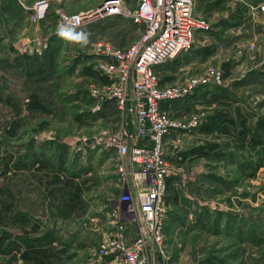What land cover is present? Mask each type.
<instances>
[{"label": "rangeland", "instance_id": "obj_1", "mask_svg": "<svg viewBox=\"0 0 264 264\" xmlns=\"http://www.w3.org/2000/svg\"><path fill=\"white\" fill-rule=\"evenodd\" d=\"M7 1L0 0L1 9ZM10 1L11 13L0 21V264H35L24 257L32 249L46 250L43 264H95V248L115 229L113 210L127 185L115 171V150L85 148V139L115 130L123 118L109 100L93 111L91 89L104 81L91 47L101 37L131 45L138 28L125 14L104 16L82 31L90 43L81 46L57 35L58 15L105 0H49L42 33L27 38L25 29L39 25L28 18L36 0ZM123 1L127 10L137 6ZM193 1L209 24L197 43L204 52L183 53L161 71V81H176L195 65V72L220 66L225 82L199 98L209 105L212 95L222 96L212 107L191 108L204 116L225 111L230 132L194 131L191 149L210 140L220 150L181 153L182 171L167 186L165 264H264V136L252 150L248 142L240 146V132L248 141L264 120V53L249 48L264 38V0ZM34 93L43 110L29 108ZM76 136L74 145L65 141Z\"/></svg>", "mask_w": 264, "mask_h": 264}, {"label": "built area", "instance_id": "obj_2", "mask_svg": "<svg viewBox=\"0 0 264 264\" xmlns=\"http://www.w3.org/2000/svg\"><path fill=\"white\" fill-rule=\"evenodd\" d=\"M48 8L49 0H36L30 7L29 20H45ZM118 14L131 19L139 38L125 47L105 37L92 43V66L105 82L92 88L91 95L98 101L93 111L109 100L123 118L115 130L95 133L90 141L85 139V148L115 150L119 155L115 171L127 189L117 198L113 210L116 227L102 236L92 263L165 264L168 180L181 173L178 163L187 145L185 139L206 117L190 108L177 113L171 106L175 101L189 102L199 90L221 87L224 69L208 65L176 82L161 81L163 68L193 50L200 34L209 27L195 14L193 0H137L133 10H127L123 0H105L74 15L60 13L58 24L81 32L104 16ZM249 48H260L264 53V38L250 42ZM77 137L65 141L74 145Z\"/></svg>", "mask_w": 264, "mask_h": 264}, {"label": "trees", "instance_id": "obj_3", "mask_svg": "<svg viewBox=\"0 0 264 264\" xmlns=\"http://www.w3.org/2000/svg\"><path fill=\"white\" fill-rule=\"evenodd\" d=\"M100 78L102 79V81L105 82V79L103 77L100 76ZM215 88H217V87H215ZM218 88H220V87H218ZM219 90L221 91V94H224V92H225L224 89L221 88ZM221 96L222 95H212L213 98L211 100H207V102L211 103V102L217 100L218 98H220ZM30 99H31L30 106H29L30 109H32V110H43L45 108L35 93L31 95ZM228 122H230V119H228V114L225 113V111H217L215 114L209 115L208 117H205V120L201 123V125L197 128V130L200 133H204V134H213V133H217V132L226 134V133L230 132L229 126L227 125V124H229ZM262 130H264V120H259L256 124L254 132L252 133L255 135H253L248 141H246V135L244 133L240 132V134H241L240 141H242V143H240L241 148H244V147H247L250 145L249 150H252L256 146L261 145L263 143L262 139L264 136V134H261L263 132ZM246 142H248L249 145H245ZM206 143H207L206 146L200 145V146H196V147L192 148L189 153L198 152L201 149H207L209 151H213V150L219 151L220 150L219 149L220 145L218 143H216L214 141H210V140H207ZM260 166H261L260 164L255 163L253 168L256 169ZM45 252H46V250H40L39 252H37V251L32 249V251L30 253H28L30 255L25 254L24 257H26L28 259H32V260L35 259V262H36L35 264H43L44 263L43 257L46 256Z\"/></svg>", "mask_w": 264, "mask_h": 264}, {"label": "crops", "instance_id": "obj_4", "mask_svg": "<svg viewBox=\"0 0 264 264\" xmlns=\"http://www.w3.org/2000/svg\"><path fill=\"white\" fill-rule=\"evenodd\" d=\"M13 1H10V0H8L7 2H5V5H3L2 7V9L0 8V21H1V18L2 17H8L7 16V12H9L10 11V13H11V5H10V3H12ZM9 5V6H8ZM6 6H8V7H6ZM21 10H23V12H24V14L23 15H27L28 13H27V11H25L24 9H22L21 8ZM3 12H4V14H3ZM10 18V17H9ZM47 18V17H46ZM26 19V18H25ZM46 20V19H45ZM45 20H43V21H45ZM6 21L7 20H5L4 21V26L5 25H10V24H7L6 23ZM43 21H41V22H39V23H41V25L43 26ZM38 23V24H39ZM37 24V23H36ZM3 26V27H4ZM35 28L34 29H32V31H30V30H26L25 29V32H24V34L23 35H25L27 38L28 37H34V36H32V35H30V33H34V34H38V31L40 32V33H42V29H41V26H40V24L39 25H36V26H34ZM4 30H6V29H4ZM3 30H0V35H3L4 33L2 32ZM1 32L3 33V34H1ZM1 37V36H0ZM6 43V42H5ZM37 46H38V44H37ZM197 46L198 45H195V47H194V49L193 50H191L190 52H187L188 53V55L192 52V53H195V57L196 56H199L200 57V55H202L203 54V52H204V49H202V48H198L197 49ZM198 47H200V46H198ZM184 55V54H183ZM187 55V54H186ZM180 56H182V55H180ZM180 56H178L177 58H179ZM177 58H175V59H173L169 64H167L164 68H166L167 66L168 67H170L172 64V62H174ZM195 65V63H193L192 64V66H194ZM163 68V69H164ZM195 69H197V66L195 65L194 67H190L189 69H187V71H186V73L184 74V75H187L188 73H190V72H195ZM5 76H8V74H5ZM183 77V75L181 74V76L178 78V79H176V81H178L179 79H181ZM176 81H173V82H176ZM163 83H172V82H169V81H163ZM205 90H199V91H197L196 92V94H195V97L196 96H198L197 98H196V101L194 100V98H192L191 97V99H189V102H188V99L186 100V101H175L174 103H173V105L172 106H176L175 107V109H171V110H174V111H176L177 113H180V112H186V111H188L189 110V108L190 109H192L191 107L193 106V105H196V106H199V107H203V108H207V106H209V107H212V105H213V103H215V101H213V103L212 104H209V105H207L206 104V102L204 101V99L202 98V99H200L199 97H200V95H202L203 93H206V92H204ZM208 92V91H207ZM209 93V92H208ZM194 101H195V103H194ZM190 102H192L191 104H190ZM109 103H112L111 101H109ZM113 104V103H112ZM171 106V107H172ZM178 106H180V107H178ZM163 108H167V106L166 105H163ZM173 108V107H172ZM181 108V109H180ZM178 111H180V112H178ZM207 114H209V112L207 113ZM209 115H207L206 117H208ZM197 131V130H196ZM195 131V132H196ZM194 132L191 134V135H189L186 139H185V144H187L186 145V148H185V150L184 151H186V153L188 154L189 152H190V150H189V148L191 149V147L194 145V144H192V142H191V140L194 138ZM188 157H189V155H188Z\"/></svg>", "mask_w": 264, "mask_h": 264}, {"label": "clouds", "instance_id": "obj_5", "mask_svg": "<svg viewBox=\"0 0 264 264\" xmlns=\"http://www.w3.org/2000/svg\"><path fill=\"white\" fill-rule=\"evenodd\" d=\"M57 35L61 38L71 39L79 43L81 46H86L90 43L89 34L85 32H77L72 26L65 23H60L57 26Z\"/></svg>", "mask_w": 264, "mask_h": 264}]
</instances>
